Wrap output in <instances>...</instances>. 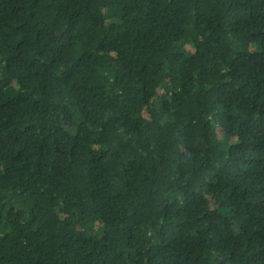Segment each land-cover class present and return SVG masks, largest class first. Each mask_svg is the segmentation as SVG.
I'll return each mask as SVG.
<instances>
[{"label": "trees", "instance_id": "16d2710c", "mask_svg": "<svg viewBox=\"0 0 264 264\" xmlns=\"http://www.w3.org/2000/svg\"><path fill=\"white\" fill-rule=\"evenodd\" d=\"M0 264H264V0H0Z\"/></svg>", "mask_w": 264, "mask_h": 264}]
</instances>
